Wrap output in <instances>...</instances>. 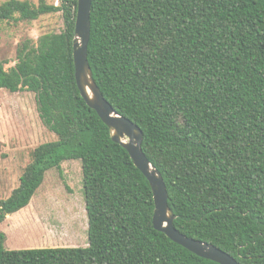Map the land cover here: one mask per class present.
<instances>
[{"label": "trees", "instance_id": "1", "mask_svg": "<svg viewBox=\"0 0 264 264\" xmlns=\"http://www.w3.org/2000/svg\"><path fill=\"white\" fill-rule=\"evenodd\" d=\"M78 0H5L0 22L61 13L0 61V89L36 94L57 139L39 145L0 224L27 207L51 169L82 163L89 245L7 249L0 264H219L153 224L151 184L82 97L73 40ZM88 59L105 98L144 132L175 227L241 264H264V0H93Z\"/></svg>", "mask_w": 264, "mask_h": 264}, {"label": "rangeland", "instance_id": "2", "mask_svg": "<svg viewBox=\"0 0 264 264\" xmlns=\"http://www.w3.org/2000/svg\"><path fill=\"white\" fill-rule=\"evenodd\" d=\"M47 1L59 4V0ZM63 28L61 13L32 22H0V61L9 62L6 68L14 65L17 47L23 40L37 42L41 35ZM56 139L40 117L34 92L0 89V200L18 187L33 150ZM0 230L6 235L7 249L88 246L81 161H64L60 169L48 171L30 204L8 215Z\"/></svg>", "mask_w": 264, "mask_h": 264}, {"label": "water", "instance_id": "3", "mask_svg": "<svg viewBox=\"0 0 264 264\" xmlns=\"http://www.w3.org/2000/svg\"><path fill=\"white\" fill-rule=\"evenodd\" d=\"M92 2L93 0H78L73 40L76 82L87 104L97 111L109 127L113 141L121 144L129 152L135 165L149 180L155 200L154 227L165 233L172 241L202 258L219 264H241L235 257L216 245L189 237L175 227L176 216L168 203L169 194L164 178L143 150V130L138 124L114 109L94 78L88 59Z\"/></svg>", "mask_w": 264, "mask_h": 264}]
</instances>
